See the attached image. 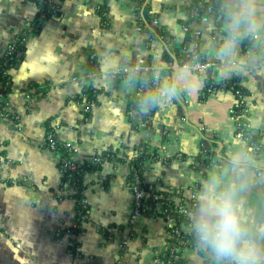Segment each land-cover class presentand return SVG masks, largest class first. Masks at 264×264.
<instances>
[{
	"label": "crops",
	"instance_id": "crops-1",
	"mask_svg": "<svg viewBox=\"0 0 264 264\" xmlns=\"http://www.w3.org/2000/svg\"><path fill=\"white\" fill-rule=\"evenodd\" d=\"M194 2L145 1L157 28L171 37L165 44L157 38L145 43L137 30L136 0H57V14L41 22L36 2L0 0V59L10 42L25 37L10 69L8 106L0 110V264H151L169 239L160 219L143 216L130 224L127 162H105L84 176L88 219L73 251L74 236L67 230L75 204L60 187L59 154L45 147L47 125L58 142L71 146L79 163L109 148H119L128 160L141 144L155 148L158 157L144 164L142 180L156 189H181L191 221L194 185L199 194L212 176L235 183L252 234L264 238V154L254 157L236 135L232 94L219 91L200 102V78L181 70L176 60L184 40L182 23ZM223 4L220 23L210 15L190 27L200 33L202 58L213 63L211 79L235 77L246 90L249 125L264 153V38H244L236 56L218 58L226 12L234 0ZM102 5L104 19L97 13ZM256 12L264 16V0H256ZM167 53L171 63L165 61ZM90 54L101 72L91 83L103 92L84 121L85 101L72 99L90 85L83 75ZM149 55L155 108L128 112L126 97L137 94V84L128 79L115 83L109 73L121 63L144 66ZM203 145L212 158L219 154L208 168L198 160ZM233 156L239 161L234 163ZM180 256L183 264H217L209 251L202 256L193 247L183 248Z\"/></svg>",
	"mask_w": 264,
	"mask_h": 264
},
{
	"label": "trees",
	"instance_id": "trees-1",
	"mask_svg": "<svg viewBox=\"0 0 264 264\" xmlns=\"http://www.w3.org/2000/svg\"><path fill=\"white\" fill-rule=\"evenodd\" d=\"M39 5L40 11L36 20L44 21L47 20L58 12V3L57 0H32ZM138 7L136 9L137 15V27L140 32L144 35L145 43L150 42L153 39H161L165 44H169L171 37L168 33L160 31L157 26L152 25V20L154 16L150 15V9L147 3L143 0H136ZM143 2V3H142ZM224 0H195L191 7L187 8L188 19L182 23V27L185 28L184 31V40L182 44V51L180 54H176V60L178 66L188 64L192 61V52L184 51L189 45L196 44L195 54L196 59L199 62H206L199 50L200 40L195 39L193 29H191L190 24L193 22H198L202 18L210 16V11H213V16L217 19L218 16H221L222 19L225 14V7L223 4ZM97 13L101 19H104L106 14L105 6H99ZM218 20V19H217ZM220 23V21H219ZM23 46L18 48V51L22 49ZM165 61L171 63L173 60L170 55L167 53L164 55ZM151 56L147 57L146 64L144 66H139L136 64L121 63L120 69L122 68H133L138 67L137 70L130 72H121L120 74L109 75L112 77L115 83H119L122 80L128 79L137 84L138 91L137 94L133 97H126V106L127 111L131 112L132 110L138 111L141 106L147 108L149 112L151 109L155 108L156 97L153 94V82H154V73L150 66ZM211 68L206 70L205 77H199L202 83V87L199 90L198 98L200 102H204L209 95L216 94L217 92H230L234 97V104L231 108V117L234 121L236 127V135L242 138L246 143L253 154L254 157L261 156L263 153V148L260 143L259 136L255 131L250 127L248 120V110L245 104V97L247 96L246 90L240 85L239 80L235 77H232L229 80L222 82H214L210 76ZM83 75L90 80V85L86 86L81 94L75 95L73 101L80 103L83 100L87 103L88 107L97 105V96L103 92V90L93 86L91 81L94 78H98L101 75L100 69L96 63L95 59H87L84 68ZM5 76L0 72V81L3 82ZM83 115L87 114L83 113ZM147 119V118H146ZM46 136H50L54 141L55 149L54 151L59 154V159L57 161V168L60 173V187L61 189L68 192L66 197L74 201L75 204V217L78 226L71 228V232L74 238L71 239L70 248L74 251V246L76 244L75 237L82 232V225H79V222L83 216H85L84 222L88 219V207L83 208L84 200V191L85 183L84 176L87 173L95 172L101 169L102 164L105 162H112L114 164H124L127 162L128 165V174L127 182L132 181L133 178H138L141 181L140 188L144 191H147L148 184L144 183L142 180L143 166L148 160H156L157 150L155 148H149L146 144H141L138 150V154L133 159H129L125 155L120 154V149L109 148L101 156L94 157L93 161L88 162L86 159L82 160V163H79L75 160V154L73 149L69 150L66 147V143H61L56 140L55 132L47 125L46 127ZM204 144V143H203ZM49 146V141L46 140L45 147ZM204 155L198 159L205 166H209L211 163V158L213 153L208 151L204 145L202 147ZM73 156L75 166L74 170H71L67 167V163L70 160V157ZM151 194L161 195V200L150 199L143 203L144 216L152 217L156 215L157 217H172L176 227L179 231L177 235H174L173 238L167 239V243L173 245L176 250H179L176 253L181 254V250L185 247H196L197 252L205 256L208 249L201 246L198 242V239L195 236V228L191 223V218L189 215L181 213L180 206L184 205L187 207L185 201L182 203L176 202V197L185 198L184 193L176 194L167 189H156L153 187ZM175 198V199H174ZM78 212V214H76ZM77 216V217H76ZM169 233L172 232V229H167ZM210 252V251H209ZM211 257L214 261L219 264L220 262L213 256L210 252ZM155 258L162 261L163 263L170 261V264H183L181 256L179 259H174L169 251L159 252L156 254Z\"/></svg>",
	"mask_w": 264,
	"mask_h": 264
},
{
	"label": "clouds",
	"instance_id": "clouds-1",
	"mask_svg": "<svg viewBox=\"0 0 264 264\" xmlns=\"http://www.w3.org/2000/svg\"><path fill=\"white\" fill-rule=\"evenodd\" d=\"M226 17L218 58L236 56L244 38H264V16L257 14L256 0H234ZM232 159L238 162L239 156ZM194 210L195 236L220 264H264V238L252 234L235 183L209 177L201 185Z\"/></svg>",
	"mask_w": 264,
	"mask_h": 264
},
{
	"label": "built area",
	"instance_id": "built-area-1",
	"mask_svg": "<svg viewBox=\"0 0 264 264\" xmlns=\"http://www.w3.org/2000/svg\"><path fill=\"white\" fill-rule=\"evenodd\" d=\"M146 1V0H143ZM143 3V2H142ZM210 14L213 15L214 12L210 11ZM137 17V15H136ZM218 21L222 20L221 16H218ZM152 25L157 26V20L153 19L152 20ZM183 31H185V28L182 27ZM137 30H139V28L137 27ZM195 39H199L200 40V33L196 30H193ZM25 41V37L23 34L19 35L18 37H16V39H14L12 42H10L5 50L4 53L0 59V72L2 73L3 76H5V79L3 82L0 81V110L1 111H5V109L8 106V102H7V96L9 95V91L11 88V77H10V69L11 67L14 65L15 63V59H16V54L18 53V48L20 46H23ZM189 47H192L193 50L192 52V61L188 64H184L180 67L181 70L183 71H188L191 72L195 75H197L198 77H205L206 75V70L210 69L213 67V63L211 62H199L196 59V54H195V47L196 44H191L189 45ZM184 51H187V49H183ZM189 52V51H188ZM95 56L94 54H90L88 59H94ZM138 67L135 66L133 68H118L116 70H113L111 73L116 75V74H120L121 72H130L133 70H137ZM83 107V113L87 114L90 112V107L87 106V103L82 104ZM83 120L87 121L88 120V116L83 115ZM46 140L49 141V146L47 147V149H49L50 151H54L55 149V145H54V141L52 140V138L50 136H46ZM45 140V142H46ZM66 147L71 150V146L66 145ZM55 152V151H54ZM74 153V151H73ZM219 155V154H218ZM215 156V157H219V156ZM215 157H211L209 159L213 160ZM74 159L73 156L70 157V160L67 163V167H69L71 170L75 169V166L73 165ZM208 168V167H207ZM141 184V181H139L138 178H133L132 181L127 182V186L130 189L131 195H132V209H131V213H130V217H129V222L131 225H134L137 221L141 220L144 216V211L145 209L143 208V203L153 199V200H161L162 196L161 195H153L151 194L153 189V186L148 185V189L147 191H144L143 189H141L139 186ZM198 185H194L191 189H190V197L192 200V204H191V208H195V203L197 200V195H198ZM167 190L171 191V192H175L176 194H180V192L182 193L181 189H172V188H167ZM63 193H65V195L68 194L67 191L63 190ZM84 194V193H83ZM175 199V198H174ZM179 199V203H182L184 200L183 198H178L176 197V200ZM83 208H87L88 207V203L87 200L84 196V200H83V204H82ZM180 211L181 213L190 215L189 213V208L182 205L180 206ZM78 214V212L76 213ZM77 217V216H76ZM152 220H156V219H160L164 222V224L166 225V229H172L171 233H167L168 237L171 239L173 238L174 235H177L179 233L178 229L176 227H174L175 223L173 221L172 217H157L156 215H153L152 217H148ZM85 219V216H83V218H81L79 225L83 224ZM78 226L77 221L74 219L71 222L70 225V229L67 230V233H71V228H74ZM196 248V247H193ZM165 251H169L170 255L174 258V259H179V250H176V248L173 245H170L168 243L165 244V246H163L162 249L158 250V252L156 254H158L159 252H165ZM176 251V252H175ZM180 252V251H179ZM210 253V252H209ZM151 264H170V261H167L165 263H163L162 261L158 260L157 258L153 259Z\"/></svg>",
	"mask_w": 264,
	"mask_h": 264
},
{
	"label": "water",
	"instance_id": "water-1",
	"mask_svg": "<svg viewBox=\"0 0 264 264\" xmlns=\"http://www.w3.org/2000/svg\"><path fill=\"white\" fill-rule=\"evenodd\" d=\"M145 217H147L146 215H145ZM220 264V263H219Z\"/></svg>",
	"mask_w": 264,
	"mask_h": 264
}]
</instances>
